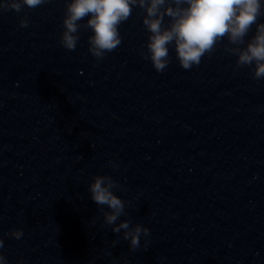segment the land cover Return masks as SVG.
Masks as SVG:
<instances>
[{
    "label": "water",
    "instance_id": "1",
    "mask_svg": "<svg viewBox=\"0 0 264 264\" xmlns=\"http://www.w3.org/2000/svg\"><path fill=\"white\" fill-rule=\"evenodd\" d=\"M65 7L50 0L0 14L8 264H264V80L235 67L226 39L190 70L173 43L157 72L140 55L149 33L138 6L104 59L88 50L90 29L67 50ZM97 174L124 186L113 189L131 201L120 220L150 230L135 251L91 198ZM17 228L19 240L9 235Z\"/></svg>",
    "mask_w": 264,
    "mask_h": 264
},
{
    "label": "clouds",
    "instance_id": "2",
    "mask_svg": "<svg viewBox=\"0 0 264 264\" xmlns=\"http://www.w3.org/2000/svg\"><path fill=\"white\" fill-rule=\"evenodd\" d=\"M50 0H0V14L14 10L17 13L27 8H37ZM65 15L62 20L61 45L75 50L81 29H90L88 50L97 60L114 51L122 42L120 25L128 21L134 7L145 11L142 23L149 33L145 44L147 51L140 55L150 60L157 72H163L170 63L169 45L174 43L180 66L190 70L198 66L205 55L215 51L217 44L225 39L224 50L236 57L237 69L247 66L252 78L264 80V0H65ZM87 17L86 22L85 18ZM165 17L169 19L165 21ZM25 14L19 20L20 27H28ZM255 26V33L245 44V37ZM243 45V46H242ZM254 66V67H253ZM112 167H118L109 162ZM113 189L124 191V186L111 175L97 174L89 184L92 200L100 206L104 223L112 231L129 242L131 250L140 247L141 236L145 243L150 235L148 227L126 215V203ZM107 206L110 211H105ZM119 220V223L117 221ZM10 236L19 240L23 229H13ZM4 239L0 237V264H8L3 254ZM17 264H24L23 260Z\"/></svg>",
    "mask_w": 264,
    "mask_h": 264
}]
</instances>
